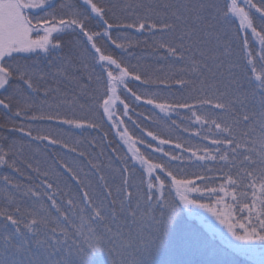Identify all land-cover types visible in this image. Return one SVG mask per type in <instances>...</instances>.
Segmentation results:
<instances>
[{"label": "snow or ice", "instance_id": "obj_1", "mask_svg": "<svg viewBox=\"0 0 264 264\" xmlns=\"http://www.w3.org/2000/svg\"><path fill=\"white\" fill-rule=\"evenodd\" d=\"M123 92L206 143L121 155ZM194 209L264 247V0H0V264H162Z\"/></svg>", "mask_w": 264, "mask_h": 264}, {"label": "rangeland", "instance_id": "obj_2", "mask_svg": "<svg viewBox=\"0 0 264 264\" xmlns=\"http://www.w3.org/2000/svg\"><path fill=\"white\" fill-rule=\"evenodd\" d=\"M256 44L258 48V41ZM131 148L135 149V145ZM226 203L233 202L228 198ZM212 208L221 213L229 210L224 203H215ZM194 210L200 218L193 219L194 217L189 218L188 215L187 218L185 212L181 214L172 248L161 257L162 264H167L168 261L183 262V264H264V247L259 244L243 245L240 248L231 247L228 241L232 238L227 229L210 212L202 209ZM233 214L239 217L245 213L233 209ZM195 223H204L205 228L199 229L195 227ZM209 236L218 237L227 248L214 243Z\"/></svg>", "mask_w": 264, "mask_h": 264}, {"label": "trees", "instance_id": "obj_3", "mask_svg": "<svg viewBox=\"0 0 264 264\" xmlns=\"http://www.w3.org/2000/svg\"><path fill=\"white\" fill-rule=\"evenodd\" d=\"M237 2H238V4H241V0H237ZM254 2H255V0H254ZM217 3L219 4L221 9H224L225 5L230 3V0H217ZM237 24H238V21H237ZM253 39L255 40V38H253ZM133 63H135V61H133ZM136 83L137 82H131L130 86L135 88ZM143 88H144V86H141V89H143ZM118 95H120L121 99H125V102L129 104V106H130L129 115L132 117V119L129 120L127 116H123L122 115L123 105H119V103L117 102L118 103V110L116 112V116L119 117L120 119H123L125 122L124 125L121 126V131L123 130L124 127H126L128 129L129 135L133 138V140L138 141L137 144H135V149H138L139 153L141 155H143L146 159L151 158L150 162H154L158 159H162V157L160 156L159 153H152L150 148L145 147V143H151L153 146L156 145V142L152 141L151 137H149L145 134L149 130L154 131V132H159L161 135H165V136L170 135L173 140H175L177 135H179L181 141L188 140L192 144L206 143L203 141H199V139L196 137H189L187 133H182V132H178V131L170 132L168 130V125L165 124V122L160 119V117H162L164 114L161 113L159 109L154 108L152 105H145L142 102L135 101L134 98H127L126 99V97L129 96V94L127 92H123L122 94L118 93ZM173 98L174 97L170 93L161 92L160 96L157 99V102H168V101L172 100ZM101 112H102V109H101ZM145 116L149 117V119H145L144 118ZM133 122H135V123H133ZM177 122L180 123V121L178 119H177ZM137 124L140 127H137L136 126ZM185 124H186V122H185ZM45 127H46V125H45ZM61 127L66 128L67 126H61ZM141 129H144V131H141ZM104 130L108 132L109 140H111L114 145H118L121 155L127 154V156L129 158H131L132 152L129 151L128 147L130 148V147H133L134 145L130 144L131 142L129 144H125L123 141H121L120 138L118 136H116V129H113L111 127V124L109 122H107V118H105V129ZM67 138L68 137L65 136V139H67ZM89 138H91V137H89ZM140 141H142V142H140ZM164 147L169 151L179 152L178 149H173L171 145H165ZM56 150L59 152L64 151L63 149H59V148H57ZM163 159H166V158H163ZM137 167H139V166H137ZM197 171H198V169L190 168V169H186L185 174L189 178H194L193 173H195ZM175 195H176L175 191H173V196H175ZM220 195H222V194H220ZM209 197H211V199H209ZM216 198L217 197L214 194L205 193V197L203 198L202 202L208 203L212 207L216 203ZM193 211H195V210H193ZM184 212L186 214V217L188 215L189 218L190 217L191 218L194 217L193 219H199L200 218L196 212H195L196 215H194V216L189 215L187 210H184ZM196 221H198V220H196ZM195 227H197L199 229L205 228L204 223L203 224L202 223H195ZM209 237L211 238V240L214 243L220 244L223 247L227 248V246L224 245L221 242V240H219L218 237H215V236H209Z\"/></svg>", "mask_w": 264, "mask_h": 264}]
</instances>
